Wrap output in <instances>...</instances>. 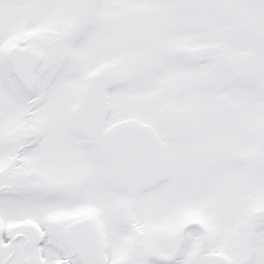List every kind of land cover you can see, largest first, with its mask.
Wrapping results in <instances>:
<instances>
[{
	"label": "snow or ice",
	"instance_id": "snow-or-ice-1",
	"mask_svg": "<svg viewBox=\"0 0 264 264\" xmlns=\"http://www.w3.org/2000/svg\"><path fill=\"white\" fill-rule=\"evenodd\" d=\"M0 264H264V0H0Z\"/></svg>",
	"mask_w": 264,
	"mask_h": 264
}]
</instances>
